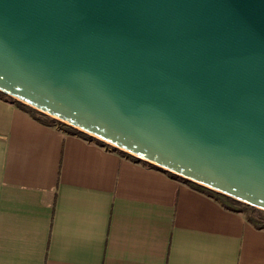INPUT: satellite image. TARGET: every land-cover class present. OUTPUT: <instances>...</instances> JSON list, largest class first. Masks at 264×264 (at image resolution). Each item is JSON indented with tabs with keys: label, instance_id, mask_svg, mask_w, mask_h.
I'll return each instance as SVG.
<instances>
[{
	"label": "water",
	"instance_id": "1",
	"mask_svg": "<svg viewBox=\"0 0 264 264\" xmlns=\"http://www.w3.org/2000/svg\"><path fill=\"white\" fill-rule=\"evenodd\" d=\"M0 92L264 210V0H0Z\"/></svg>",
	"mask_w": 264,
	"mask_h": 264
},
{
	"label": "crops",
	"instance_id": "2",
	"mask_svg": "<svg viewBox=\"0 0 264 264\" xmlns=\"http://www.w3.org/2000/svg\"><path fill=\"white\" fill-rule=\"evenodd\" d=\"M0 264H264V227L0 95Z\"/></svg>",
	"mask_w": 264,
	"mask_h": 264
},
{
	"label": "trees",
	"instance_id": "3",
	"mask_svg": "<svg viewBox=\"0 0 264 264\" xmlns=\"http://www.w3.org/2000/svg\"><path fill=\"white\" fill-rule=\"evenodd\" d=\"M0 95L2 96H5L11 100H13L20 108H22L24 111L28 112L32 117H34L36 120L40 121V122H43L47 125H52V126H58L60 127L61 129H64L68 132H71V133H76L86 139H94L96 140L97 142L99 143H102V144H108L107 142L105 141H102L92 135H89L88 133L76 128V127H73L59 119H56L46 113H43L17 99H14L12 98L11 96L9 95H6L2 92H0ZM121 153H123L124 155L126 156H129V157H132L136 160H140L138 157L126 152V151H123L121 149H119ZM170 175L174 176V177H180L182 179H184L185 181L189 182L192 186H194L195 188H197L198 190H200L201 192H204L212 197H214L217 201H219L221 203L222 206H224L225 208L229 209V210H234V211H239V212H243L246 216V219L251 222L254 226L256 227H264V210L263 209H260V208H257L255 206H252V205H249V204H246L244 202H241L237 199H234L228 195H225L223 193H220V192H217L213 189H210L206 186H203L199 183H196L194 181H191V180H188V179H185L177 174H174L172 172H169L167 171Z\"/></svg>",
	"mask_w": 264,
	"mask_h": 264
},
{
	"label": "rangeland",
	"instance_id": "4",
	"mask_svg": "<svg viewBox=\"0 0 264 264\" xmlns=\"http://www.w3.org/2000/svg\"><path fill=\"white\" fill-rule=\"evenodd\" d=\"M109 144V143H108Z\"/></svg>",
	"mask_w": 264,
	"mask_h": 264
}]
</instances>
